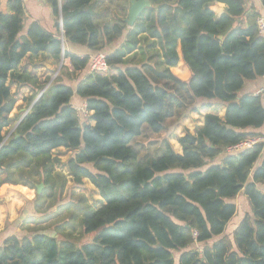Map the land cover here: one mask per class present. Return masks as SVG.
Returning <instances> with one entry per match:
<instances>
[{
    "label": "trees",
    "instance_id": "1",
    "mask_svg": "<svg viewBox=\"0 0 264 264\" xmlns=\"http://www.w3.org/2000/svg\"><path fill=\"white\" fill-rule=\"evenodd\" d=\"M149 1L123 45L105 52V73L89 72L88 55L62 51L61 38L38 22L23 31L22 0H8L9 12L0 11V195L15 193L4 188L9 185L42 181L40 204L44 196L56 200L67 176L55 170L52 153L64 148L72 153L64 162L72 182L87 179L100 197L98 207L81 195L70 200L82 212L88 241L77 243L65 228L56 229L57 237L12 234L0 245V264H264V190L258 187L264 188L258 132L264 93H241L247 81L264 76V37L256 27L261 12L248 0ZM47 2L61 17L65 39L94 52L127 28L130 0ZM213 2L225 4L221 15L209 8ZM139 46L151 51L149 61L126 64ZM62 53L71 69L62 65L51 81L20 65L27 56L58 61ZM62 73L79 79L74 88ZM10 84L32 90L28 104L46 88L6 137L16 103ZM74 95L84 102L85 118L71 102ZM196 99L224 104L223 117L204 114L195 133L178 138L181 152L165 137L143 144L144 135L160 134ZM249 138L263 140L229 151ZM240 191L251 212L229 238L225 229L236 213L229 200Z\"/></svg>",
    "mask_w": 264,
    "mask_h": 264
},
{
    "label": "rangeland",
    "instance_id": "2",
    "mask_svg": "<svg viewBox=\"0 0 264 264\" xmlns=\"http://www.w3.org/2000/svg\"><path fill=\"white\" fill-rule=\"evenodd\" d=\"M129 26H127L126 30ZM125 30V31H126ZM123 39H125L124 35L122 38L115 41L111 47L108 46L107 49L103 50L104 52H108L109 50H113V48H116L119 46ZM141 47H144V41L141 40ZM151 53V51H145L143 48L142 51L137 53L132 60H128L131 57H128L126 60V64L136 62L137 65L143 64L144 61H149L148 55ZM36 62L40 63L44 60V57H36ZM151 63L153 64V59H150ZM25 62V65L27 64V58L23 60ZM58 65V63H57ZM55 66V71L53 75V79L57 75V73L62 69V65L58 68ZM62 78L63 82L69 83L70 85H73L72 80H68L67 77L64 75V73L60 76ZM10 90L15 98V105L11 112L12 120L7 128L4 129L3 133L8 135V133L13 129L16 122L19 120L23 112L27 109L29 106L27 101V86H16V84H10ZM209 104L210 107L211 104L208 101L196 99L192 102H190L186 109L180 113V115L177 117L170 118L167 121V126L160 134L151 135L149 138L148 136L144 135L141 140L143 144H146L147 142H152V144L159 143V139L162 137L167 138V140L170 142V144L173 146L174 150L177 152H181L180 145L178 143V138L186 131H189L190 133H195V131L200 126V121L203 118V114L205 113V108L208 106H205ZM212 108L218 109V107L213 106ZM202 123V122H201ZM258 132L262 135L264 138V126L258 130ZM147 141V142H146ZM233 152V151H232ZM71 151L59 149L54 150L52 153V156L54 158H57L58 161H55V170L60 171L64 173L67 176V182L65 185V188L60 194L56 200L55 198H49L47 196L42 197V202L40 204V200L37 199L36 195L41 193V191L44 189V187H41V191L37 192L36 186L40 183L43 184L42 181H36L34 183V187H31V185H22L19 184L16 187H12L9 185L15 193V195L22 196L25 204L24 207H21V209L18 211V218L17 221H21V223L24 222V220L27 222V226L25 229V232L21 230L19 232L20 236L23 235H31L33 233L39 232L44 233L47 235H53L57 237L56 229L65 228L66 233L67 231L71 233V237L73 240H75L77 243L85 242L90 239L89 236L83 235L81 233V228L79 224V217L82 215V212L80 209L76 208V203L73 205L70 203V200L72 198L76 199L81 195L80 198H84L92 207H98L99 204V196L97 195L96 189L88 182L84 181L80 185L74 184L70 177L66 173V168L64 166V162L66 159L71 155ZM258 187L262 190H264L263 186L258 185ZM4 190V189H2ZM74 192V193H73ZM13 195V194H12ZM79 198V199H80ZM233 202L236 206V213L232 217V219L228 222L225 234L231 238L232 237V231L237 226V224L240 222V220L244 217L246 214H250L251 212V206L249 205V202L244 195L242 191H240L234 198L229 200ZM78 202V201H77ZM68 203L71 205L69 208L66 207ZM74 203V202H73ZM37 206L39 207L40 211L37 210ZM74 211V217L70 211ZM25 222V223H26ZM64 226V227H62ZM63 237V236H62Z\"/></svg>",
    "mask_w": 264,
    "mask_h": 264
},
{
    "label": "crops",
    "instance_id": "3",
    "mask_svg": "<svg viewBox=\"0 0 264 264\" xmlns=\"http://www.w3.org/2000/svg\"><path fill=\"white\" fill-rule=\"evenodd\" d=\"M7 1L8 0H0V11L3 13L9 12L7 9ZM22 2H23V8H24L23 31H25L27 29V26L30 23L38 22L44 29H46L47 31H49L53 34H57L61 38L63 50H66L70 53H73V54L79 55V56H85V55L90 56L91 54L94 53V51H92L91 49H89L85 45L70 43L67 39H65L64 36H62L63 38L61 37V34H63L61 31V17L59 15V17L56 18L53 15L51 7H50L49 3L47 2V0H45V1H43V0H22ZM247 4H248V6L253 4L260 12H264V8L260 4L259 0H248ZM225 7H226L225 4L221 3V2H213L209 6V8L215 13L216 16L221 15L224 12ZM57 22L59 23V28L56 27ZM128 28H130V27H128ZM127 31H128V29L124 32L123 35H125ZM120 38H122V36ZM124 42H125V39H123V42L119 46H117L116 48L121 47ZM112 44L113 43H111L109 45V47H111ZM107 48H108V46L105 49H107ZM116 48H113V50ZM113 50H109L108 52L113 51ZM135 51H136L135 54H137V53L139 54V52L142 51V49L139 46L135 49ZM38 56L44 57V60L41 61L40 63H38V62H36L37 61L36 57L27 56L26 57L27 58V64L25 65V62H23V60H24L23 59L21 64H20L21 67L30 71L33 75H35L38 78L39 81L44 80L48 76H51V79H52L53 75H54V71H55V66L59 67L61 64V57L58 61H56L54 58H52L51 56H48V55L39 54ZM148 56H150V53ZM57 63H58V65H57ZM62 65H65L69 69H71V65H70L68 58H63ZM87 72L88 71L86 70L85 73L81 74V77L79 75V79L82 78L84 75H86ZM79 79H77V81L73 80V85H71L72 88H74L76 86ZM261 88L264 89V76L257 78L255 80L247 81L245 83L244 88L242 89L241 93L256 94L257 91ZM31 94H32V90L27 87V101H28V98ZM71 102H72L74 107L84 104L83 100L81 98L75 96V95L72 97ZM209 103L211 104V106L210 107L208 106L205 108L204 114L214 113L220 117H223L224 111H225L224 104H222L218 101H209ZM30 105L31 104H29V106ZM213 106L218 107V109L212 108ZM28 107H27V109H28ZM204 114H203V116H204ZM11 120H12V116H11ZM202 120H203V118L200 121V126L202 124L201 123ZM59 149L65 150L64 148H57L55 150H59ZM84 181H88V180L84 179L83 182ZM96 191H97V189H96ZM97 195H98V191H97ZM98 201L100 203V197H99ZM24 206H25V204H24V200H23L22 196L15 195V194L9 195V196L0 195V245L2 244L3 240L7 236L12 235V234L20 236L19 232L21 230H23L25 232L27 222L25 220L23 223H21V221H17V218H18L17 213L21 209V207H24ZM24 209H25V207L23 208V210Z\"/></svg>",
    "mask_w": 264,
    "mask_h": 264
},
{
    "label": "built area",
    "instance_id": "4",
    "mask_svg": "<svg viewBox=\"0 0 264 264\" xmlns=\"http://www.w3.org/2000/svg\"><path fill=\"white\" fill-rule=\"evenodd\" d=\"M256 27L258 30L259 35L264 37V12H261L257 18H256ZM109 70V64L107 63L106 59V53L104 51H97L94 52L89 56V64H88V71L89 72H100L105 73ZM264 89L261 88L257 91L258 93H263ZM75 109L77 110L78 114L81 116V118H85L88 115V111L85 108V105L82 104L80 106H75ZM262 138H249L232 148H229V151H236L240 150L245 147H250L257 141L261 140ZM263 140V139H262ZM196 235V233H195Z\"/></svg>",
    "mask_w": 264,
    "mask_h": 264
},
{
    "label": "water",
    "instance_id": "5",
    "mask_svg": "<svg viewBox=\"0 0 264 264\" xmlns=\"http://www.w3.org/2000/svg\"><path fill=\"white\" fill-rule=\"evenodd\" d=\"M43 1H45V0H43ZM150 6H151V2L149 0H130V5H129L128 11H127V17L125 19V23L127 24V26L131 27L134 24V22L136 21V19L145 11V9L149 8ZM61 31H62V25H61ZM62 36H63V34H61V37ZM62 51H63V45H62ZM63 58H64V56H63V53H62L60 66L62 65ZM45 88H46V86L40 91V93L38 94V96L34 99V101L28 107V109H26L23 112V114L21 115V117L19 118V120L14 125L13 129L24 118V116L26 115V113L30 110L31 106L39 99V97L42 95V93H43V91H44ZM13 129L8 133V135H10V133L13 131ZM8 135H6V137H8ZM42 186H43L42 183H40V184H38L36 186L37 192H40L41 191V187Z\"/></svg>",
    "mask_w": 264,
    "mask_h": 264
}]
</instances>
